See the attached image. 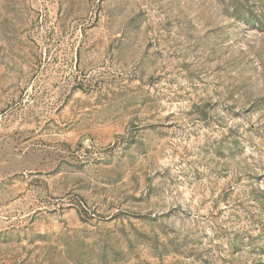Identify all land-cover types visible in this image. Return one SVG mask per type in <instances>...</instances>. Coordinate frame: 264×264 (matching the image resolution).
<instances>
[{"label": "rangeland", "instance_id": "374dc122", "mask_svg": "<svg viewBox=\"0 0 264 264\" xmlns=\"http://www.w3.org/2000/svg\"><path fill=\"white\" fill-rule=\"evenodd\" d=\"M0 264H264V0H0Z\"/></svg>", "mask_w": 264, "mask_h": 264}]
</instances>
